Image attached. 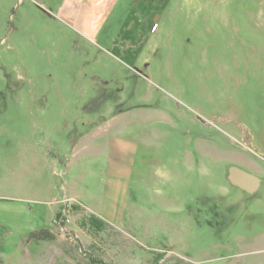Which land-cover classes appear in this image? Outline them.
Listing matches in <instances>:
<instances>
[{"label": "rangeland", "instance_id": "1", "mask_svg": "<svg viewBox=\"0 0 264 264\" xmlns=\"http://www.w3.org/2000/svg\"><path fill=\"white\" fill-rule=\"evenodd\" d=\"M61 1L0 0V264H264V0Z\"/></svg>", "mask_w": 264, "mask_h": 264}, {"label": "crops", "instance_id": "2", "mask_svg": "<svg viewBox=\"0 0 264 264\" xmlns=\"http://www.w3.org/2000/svg\"><path fill=\"white\" fill-rule=\"evenodd\" d=\"M118 0H62L59 3V10L58 12L61 13V17H62V24H69V25H75V24H79L81 25V27H79L80 32H81V37L80 40H85L88 39L90 37H92V39L97 41V45H98V35L101 32L100 28L101 25L104 23V21H106L107 17L110 15V13L112 12L113 9L116 8ZM133 3H135L133 1ZM149 4V3H148ZM139 12L140 11H145V8H138ZM153 14V13H152ZM151 14V16H152ZM139 15V14H138ZM152 17L149 19V21L143 23H139L137 22V20H135V23H133V25L130 26V30L128 31L130 33V35L128 37H121L120 35L122 33L121 29L116 30V34L119 35L117 37H115V39H113V41H106V50L111 51L112 53H117L118 55H124L126 56L127 54L124 51H120V49H116L115 47H112L113 45L117 44L116 40L120 39L122 40H135V39H144L145 33L147 31H151V25H152ZM58 24H61L60 22ZM61 24V25H62ZM58 25V26H61ZM67 35L72 34L70 32L66 33ZM99 46V45H98ZM100 49H98L97 51L101 52V51H106L105 49L99 47ZM134 48H127L126 52H131V50ZM116 50V51H115ZM98 77L99 74H98ZM88 135H91L89 132L88 133H82L80 138H78V142L80 143L82 141L83 138L87 137ZM116 139V143H117ZM94 143V144H93ZM93 143H89V149L86 152H94L97 153V131L95 132V138L93 140ZM111 146L115 144L108 142ZM86 145V144H85ZM118 145V144H117ZM113 146V147H114ZM258 177V176H256ZM122 178V175H121ZM259 180L257 182H255L256 185L259 184L261 178L258 177Z\"/></svg>", "mask_w": 264, "mask_h": 264}, {"label": "flooded vegetation", "instance_id": "3", "mask_svg": "<svg viewBox=\"0 0 264 264\" xmlns=\"http://www.w3.org/2000/svg\"><path fill=\"white\" fill-rule=\"evenodd\" d=\"M258 176V175H257ZM261 178L260 182L258 185L255 184V182L252 181H246V182H241L239 184H236V186H238L240 189H242L243 191L247 192L248 194H253V195H257L259 193V191L261 190L262 187H264V177L262 176H258Z\"/></svg>", "mask_w": 264, "mask_h": 264}, {"label": "water", "instance_id": "4", "mask_svg": "<svg viewBox=\"0 0 264 264\" xmlns=\"http://www.w3.org/2000/svg\"><path fill=\"white\" fill-rule=\"evenodd\" d=\"M233 179L234 182L239 184L241 182H246V181H255L257 182L259 180L258 177H256L255 175H252L251 173L244 171V170H234L233 172Z\"/></svg>", "mask_w": 264, "mask_h": 264}, {"label": "trees", "instance_id": "5", "mask_svg": "<svg viewBox=\"0 0 264 264\" xmlns=\"http://www.w3.org/2000/svg\"><path fill=\"white\" fill-rule=\"evenodd\" d=\"M97 222V219L95 218V220ZM97 224V223H96ZM53 234L51 233V231L47 228H43L40 230H36L30 233L29 238H35V239H46V238H52ZM94 263L97 264V260L93 258ZM101 264H104L103 261H100ZM100 264V263H99Z\"/></svg>", "mask_w": 264, "mask_h": 264}]
</instances>
